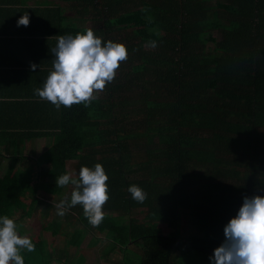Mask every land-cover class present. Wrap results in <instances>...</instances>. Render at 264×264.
<instances>
[{
    "label": "trees",
    "instance_id": "obj_1",
    "mask_svg": "<svg viewBox=\"0 0 264 264\" xmlns=\"http://www.w3.org/2000/svg\"><path fill=\"white\" fill-rule=\"evenodd\" d=\"M61 2L0 0V217L34 243L24 264H87L88 233L96 264H211L244 197L264 196V0ZM89 28L127 59L97 99L58 109L35 90L58 37ZM68 160L74 177L101 164L109 199L97 227L81 205L54 219L59 246L16 216L57 213Z\"/></svg>",
    "mask_w": 264,
    "mask_h": 264
},
{
    "label": "clouds",
    "instance_id": "obj_2",
    "mask_svg": "<svg viewBox=\"0 0 264 264\" xmlns=\"http://www.w3.org/2000/svg\"><path fill=\"white\" fill-rule=\"evenodd\" d=\"M29 16L25 12L17 20V26H28ZM151 41L149 47L156 48ZM53 69L48 74L43 88L36 94L58 109L61 105L87 104L97 99L94 93L102 92L112 82L120 63L127 59L123 43L111 40L102 42L91 28L76 35L59 36L55 48ZM33 71L37 65L32 64ZM106 175L101 164L94 168L81 166L78 177L62 174L56 177V186H73L70 199L65 197L55 205L58 216L81 205L88 222L97 227L104 219L103 206L108 201ZM128 191L137 202H143L146 193L137 185ZM224 241L214 248L209 257L211 264H264V196L244 197L237 214L224 226ZM21 250L35 251L28 236L18 234L17 225L8 216L0 217V264H24Z\"/></svg>",
    "mask_w": 264,
    "mask_h": 264
},
{
    "label": "rangeland",
    "instance_id": "obj_3",
    "mask_svg": "<svg viewBox=\"0 0 264 264\" xmlns=\"http://www.w3.org/2000/svg\"><path fill=\"white\" fill-rule=\"evenodd\" d=\"M38 154H39V152H37V155ZM72 162L73 161H70V160H68L66 162L69 174H72L75 172L73 169V163ZM2 173H3V170L0 169V177H2ZM4 178H5V176H4ZM0 179H2V178H0ZM52 216H53V218H52ZM16 217L18 219V222H20L21 224H23L25 226L26 235L28 233H32L36 237L45 236L49 240H54L59 246H61L64 243L65 237H66V239H68V237H70V236H66L67 234H64L63 222H62V226L60 228H58L57 233H53L52 224H56L54 219L59 217L57 215V213H52V215H49L47 217H43L41 214L40 208H38L37 211L33 212L30 216L24 217L23 219L21 216H16ZM59 219H60V217H59ZM87 235H84L82 237L81 245L79 247L87 259V264H96V263H93V259H92V255H91L92 253L88 250H85V248H84V245L88 239ZM100 264H104V263H100Z\"/></svg>",
    "mask_w": 264,
    "mask_h": 264
},
{
    "label": "crops",
    "instance_id": "obj_4",
    "mask_svg": "<svg viewBox=\"0 0 264 264\" xmlns=\"http://www.w3.org/2000/svg\"><path fill=\"white\" fill-rule=\"evenodd\" d=\"M28 2L33 3V4L38 3L39 5H42V6H50V5L55 6V5H60L64 3V2H61V0H25V3H28ZM1 32H2V28H0V38L2 36ZM9 66L11 67L12 65H9ZM15 68H18V66H16ZM37 147H39L38 143H36V149H35L36 153L39 152Z\"/></svg>",
    "mask_w": 264,
    "mask_h": 264
}]
</instances>
